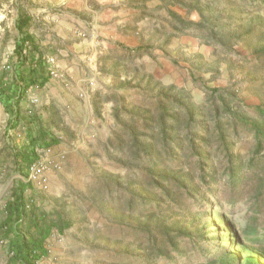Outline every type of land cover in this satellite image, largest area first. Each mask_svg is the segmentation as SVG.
I'll return each mask as SVG.
<instances>
[{"label":"rangeland","instance_id":"374dc122","mask_svg":"<svg viewBox=\"0 0 264 264\" xmlns=\"http://www.w3.org/2000/svg\"><path fill=\"white\" fill-rule=\"evenodd\" d=\"M21 14L50 80L27 91L17 127L0 101V220L29 182L30 205L72 222L41 264H172L149 252L180 225L208 242L178 237L174 264H246L234 228L264 234V0H0L10 78ZM38 132L57 144L31 176L15 156Z\"/></svg>","mask_w":264,"mask_h":264},{"label":"trees","instance_id":"16d2710c","mask_svg":"<svg viewBox=\"0 0 264 264\" xmlns=\"http://www.w3.org/2000/svg\"><path fill=\"white\" fill-rule=\"evenodd\" d=\"M29 24L30 19L24 14H21L16 22V28L22 37L16 46L18 64L13 76L10 78L7 70L0 72V101L10 114V127H17L20 123L19 105L20 101L25 98L27 91L34 86H44L50 80V73L42 60L39 59L34 62L30 56L31 52L28 48L33 45L34 41L32 36L26 32ZM247 125L257 130L258 135L261 134L256 125L248 123ZM56 144L55 139L48 140V135L45 132L30 134L28 147L17 152L15 156L20 165V170L23 172L28 171L39 160L38 148H49ZM231 177L233 183L237 177L233 172ZM29 188V182L18 183L12 197L6 203L0 220V238L7 242L10 264H41V261L48 256L47 240L53 232L57 230L59 233H63L72 227L71 221L30 205L26 198V191ZM148 201H145V203H152L151 200ZM205 218L208 221V218ZM198 220L199 218L193 220L191 224H198ZM231 227L234 226L230 223V229ZM164 229L160 231V240H154L152 250L149 252L150 256H153L154 253L158 254L159 261L168 259L169 262L174 264L171 253H176L177 256L185 255L181 251L183 246H179L178 237L181 239L186 237L192 248L199 247L201 240L208 242V231L203 226L193 228L197 232L195 239L192 238L193 229L189 230L181 225L174 230ZM234 233L236 234L233 237L236 240L244 242L253 251V254L247 257L246 264H262L256 254L264 249V234L258 233L254 225L248 226L244 231L234 228ZM233 245L234 243L231 242L227 253L235 251L232 248ZM169 247L170 250H167ZM230 257L231 259L244 261V258L240 256V252L232 254ZM210 263L212 264L213 260ZM198 264H209L208 257L199 260Z\"/></svg>","mask_w":264,"mask_h":264},{"label":"built area","instance_id":"2783aa9c","mask_svg":"<svg viewBox=\"0 0 264 264\" xmlns=\"http://www.w3.org/2000/svg\"><path fill=\"white\" fill-rule=\"evenodd\" d=\"M50 165V163H46V166ZM45 165H43L41 162H36L34 163L31 167H30V173H31V176H34L38 173H40L41 171H44V169H46Z\"/></svg>","mask_w":264,"mask_h":264},{"label":"crops","instance_id":"0c3cea01","mask_svg":"<svg viewBox=\"0 0 264 264\" xmlns=\"http://www.w3.org/2000/svg\"><path fill=\"white\" fill-rule=\"evenodd\" d=\"M32 35V34H31Z\"/></svg>","mask_w":264,"mask_h":264}]
</instances>
